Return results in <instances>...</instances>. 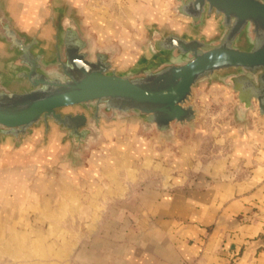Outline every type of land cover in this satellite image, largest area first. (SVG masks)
Returning <instances> with one entry per match:
<instances>
[{
    "label": "crops",
    "instance_id": "crops-1",
    "mask_svg": "<svg viewBox=\"0 0 264 264\" xmlns=\"http://www.w3.org/2000/svg\"><path fill=\"white\" fill-rule=\"evenodd\" d=\"M144 1L0 0V4L20 34L37 40L34 52L42 53L46 60L54 58L56 24L65 18L78 23L95 48L120 46V59H131L135 66L155 61L142 48L150 29L187 33L167 16L148 14ZM213 29L208 27L204 34ZM129 48L136 49L127 53ZM17 58L18 53L0 38V68ZM8 87L22 92L28 84L12 80ZM232 120L226 118L221 123L225 133L213 134V138V129L200 136V125H210L208 120L204 123L199 119V128L194 131L177 127L171 143L160 140L154 131L144 132L139 124L104 130L102 144H125L134 138L140 147L139 164H130L128 170L123 167L125 175L120 182L116 181V170L107 168L108 182L129 189L130 205L137 206L132 209L137 216L131 215V220H138V228L123 234L126 243L117 264H264V118L251 113L245 124ZM35 145L40 147L37 157L42 167L48 162L67 171L76 165L66 160L70 142L53 126L48 133L44 127L32 130L20 147L12 139L0 143L2 245L4 229H19L20 215L31 220L37 206L39 213L52 219V206L65 204L62 199L56 204L41 198L27 200L29 193L26 198L18 196L15 176L26 167L23 163L34 165ZM42 185L52 187L50 183ZM70 185L67 177L59 180V197L73 193L68 191ZM12 235L8 242L17 243L16 232ZM40 246L27 252L17 248L15 252L47 257L46 249Z\"/></svg>",
    "mask_w": 264,
    "mask_h": 264
},
{
    "label": "water",
    "instance_id": "water-1",
    "mask_svg": "<svg viewBox=\"0 0 264 264\" xmlns=\"http://www.w3.org/2000/svg\"><path fill=\"white\" fill-rule=\"evenodd\" d=\"M176 13L193 31L213 27L207 19L214 16L218 36L152 28L142 48L155 61L121 71L113 62L118 50L95 48L72 19H58L54 58L46 60L34 52L37 40L20 34L0 4V38L18 53L0 68V143L12 139L20 146L32 130L48 133L53 126L70 142L72 164L104 130L127 124L171 143L175 128L196 129L195 90L211 81L238 94L235 124L247 123L256 110L264 118V0H181ZM12 80L28 89L10 90Z\"/></svg>",
    "mask_w": 264,
    "mask_h": 264
},
{
    "label": "rangeland",
    "instance_id": "rangeland-1",
    "mask_svg": "<svg viewBox=\"0 0 264 264\" xmlns=\"http://www.w3.org/2000/svg\"><path fill=\"white\" fill-rule=\"evenodd\" d=\"M140 1L143 2V0ZM180 2L181 0L144 1L146 3L145 8L150 11L148 14L154 15L155 13L154 16L158 15L159 17L167 16L180 28L186 29L188 36H206L207 39L218 36L215 33V24L217 23L218 30L219 19H214V16L207 19L210 25L215 26L208 35L204 34L206 26L193 31L188 20L176 15V6ZM167 12H170L171 16ZM110 47L118 50L113 59L118 70L125 71L134 67L132 65L133 60L120 59V46L115 45L108 48ZM241 47H246V44H241ZM129 49L127 53L135 51L136 48ZM192 103L200 111V121L205 123L208 120L210 122V125H200V136L210 134L209 129H213L214 131L211 132L213 138L217 136L218 132V135L225 133V126H222L221 123L226 118L233 119L234 109L239 100L238 94L231 88L211 81L204 82L196 88V96ZM77 110H79L77 107L65 109V111L73 112ZM254 116L260 117L257 110ZM196 128L199 127L196 126ZM136 143H134V138H129L125 144L119 145L110 143L106 145L99 141L91 143L89 150L84 152L80 162L75 163L73 169L67 171L49 166L50 163L48 162H45L44 167H42V161L38 160L40 147L35 145L34 152L38 157L37 160H34V165L23 163L22 166L26 167H21L16 173L18 196L26 198L29 193L27 200L41 198L42 201L45 199L56 204L62 199L65 204L60 207L57 204L52 206L53 213H55L52 219L43 216L41 212L39 213V208L36 206L35 215L32 216L31 220L29 217L25 219L20 215L18 231L4 229V245L0 244V264H117L121 261L122 248L126 243V237L123 234L134 232L138 228V220H131L132 216H137L136 210H132L136 209L137 206H131L132 200H130L129 189L122 186L120 188L119 186L113 187V184L108 182L107 168L110 166L111 172L116 170L114 175L116 181L120 182L125 175L123 167L126 166L125 169L128 170L130 164L137 165L140 162V151L138 150L140 147H137ZM113 151L116 152L115 155ZM142 157L143 161L144 156ZM152 159L154 160V158ZM147 160L152 161L148 157ZM117 165L120 168L114 169V166ZM125 172L128 175L129 172ZM65 177L71 183L70 188L72 189L68 191L73 193H68L66 198H61L57 184L60 179ZM126 178L128 180V177ZM112 179L113 175L110 180L112 181ZM42 182L44 184L50 183L52 187L50 188L48 185L44 187ZM55 184L56 187H54ZM27 186L29 189L26 188ZM15 232L18 236L16 238L17 243L12 244L8 241ZM39 233L40 235H38ZM38 245L46 249L47 257L46 255L45 257L34 256L29 252L25 255H19L15 252L17 248L27 252L33 246ZM4 248L13 251L1 252Z\"/></svg>",
    "mask_w": 264,
    "mask_h": 264
}]
</instances>
